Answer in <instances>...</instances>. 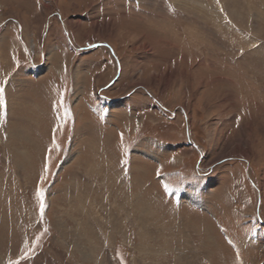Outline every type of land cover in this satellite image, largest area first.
I'll return each mask as SVG.
<instances>
[{
	"label": "rangeland",
	"instance_id": "374dc122",
	"mask_svg": "<svg viewBox=\"0 0 264 264\" xmlns=\"http://www.w3.org/2000/svg\"><path fill=\"white\" fill-rule=\"evenodd\" d=\"M0 88V264H264V0H0Z\"/></svg>",
	"mask_w": 264,
	"mask_h": 264
},
{
	"label": "snow or ice",
	"instance_id": "6c2138e0",
	"mask_svg": "<svg viewBox=\"0 0 264 264\" xmlns=\"http://www.w3.org/2000/svg\"><path fill=\"white\" fill-rule=\"evenodd\" d=\"M3 94H4V89L0 88V110H2L5 107L4 95ZM44 171H45V174H46L47 171H48V166L47 165H45ZM166 190H167V187H166ZM37 197L40 200V208H41V213H42L43 212V208H44V202H43L44 192H43V189H38L37 190Z\"/></svg>",
	"mask_w": 264,
	"mask_h": 264
},
{
	"label": "bare ground",
	"instance_id": "6f19581e",
	"mask_svg": "<svg viewBox=\"0 0 264 264\" xmlns=\"http://www.w3.org/2000/svg\"><path fill=\"white\" fill-rule=\"evenodd\" d=\"M8 130H9V131H8V133H7V134H8L7 136H8V140H10V137H12V136H16V131H13L14 129H12L11 127H10ZM11 131H12V132H11ZM91 217L95 220V217H94V216H91ZM95 221L98 222V220H95ZM98 223H99L98 226L102 228V222L99 220ZM91 226H92V224H91ZM91 226H90V227H91ZM91 228H92V231L95 230L93 226H92ZM108 229H109V228H108ZM93 233H94V232H93ZM94 235H95V233H94Z\"/></svg>",
	"mask_w": 264,
	"mask_h": 264
}]
</instances>
